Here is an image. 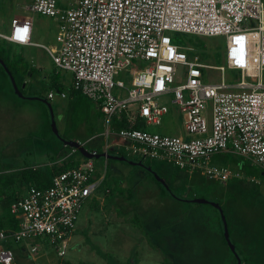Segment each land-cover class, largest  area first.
<instances>
[{
	"label": "built area",
	"instance_id": "1",
	"mask_svg": "<svg viewBox=\"0 0 264 264\" xmlns=\"http://www.w3.org/2000/svg\"><path fill=\"white\" fill-rule=\"evenodd\" d=\"M25 12L0 40L39 46L70 75L71 88L103 116L104 153L165 160L221 182L236 175L208 159L232 153L264 172V0H31ZM36 15L57 23L53 46L32 41ZM175 33L223 38V65H207L191 46L174 44ZM225 69L241 77L227 82ZM207 71L219 72V82ZM164 98L181 116L177 135L150 131L170 112ZM96 160L81 157L49 187L25 188L12 201L17 229H0V264H14L12 245L25 254L42 246L65 256L82 207L109 192L101 191L105 167Z\"/></svg>",
	"mask_w": 264,
	"mask_h": 264
},
{
	"label": "rangeland",
	"instance_id": "2",
	"mask_svg": "<svg viewBox=\"0 0 264 264\" xmlns=\"http://www.w3.org/2000/svg\"><path fill=\"white\" fill-rule=\"evenodd\" d=\"M30 2L0 1L1 34L9 30L12 19L27 18L25 8ZM33 30V42L55 44V20L33 16ZM172 38L176 45L191 46L193 54L199 55L205 64L223 65V38L179 33L172 34ZM13 47L12 54L21 55L34 71L33 78H24L27 85L23 92L26 96L36 92L41 97L43 82L56 73L47 53L39 46ZM206 74L213 82H219V72L207 71ZM62 75L65 77L62 81L67 84L70 75L67 72ZM224 76L227 82H233L241 74L225 69ZM7 78L0 71V177H14L16 171L32 167L49 169L67 156L69 160L76 158L77 163L80 156L64 147L49 131L47 107L35 100L18 98ZM245 80L255 82L250 76H245ZM58 100L55 98L50 103L55 108L56 127L61 137L78 141L88 151L97 149L103 153L102 115L90 106L74 113L64 102L58 106ZM162 103L170 112L160 127L150 131L164 135L181 133V116L177 109L169 98H164ZM96 161L101 168L105 167L109 192L82 207L65 256L60 259L53 249L42 246L35 254H22L12 245L16 263L234 264L232 254L222 242L218 212L208 204L191 202L201 198L222 207L241 264H264V175L250 159L232 153L213 155L207 162L209 166L226 167L233 174L239 173L224 184L216 178L189 175L185 169L165 160L143 162L163 179L170 191L188 202L172 198L167 191L163 194L158 183L143 169L109 159ZM24 189L20 177L5 189L7 197L0 201V216L14 196Z\"/></svg>",
	"mask_w": 264,
	"mask_h": 264
},
{
	"label": "trees",
	"instance_id": "3",
	"mask_svg": "<svg viewBox=\"0 0 264 264\" xmlns=\"http://www.w3.org/2000/svg\"><path fill=\"white\" fill-rule=\"evenodd\" d=\"M13 46L14 45L8 44L7 42L0 40V59L4 62V64L6 65V67L9 70V72L12 74V76H13V78H14V80H15V82H16L19 90H20V92L23 95H25V93L23 92V88L21 89L20 85L24 84L26 86L27 83H25L24 78H26V77L33 78L34 77V71L29 67L28 63L25 62V60L23 59V57L21 55L12 54V49L15 48ZM18 48H21V47H18ZM53 68L56 71L55 75L51 76L48 79V81H44L43 82L44 88L42 90V96H43V97L41 96L42 98L48 100L49 102L54 100L55 98H58L59 100L56 101L58 103V106L63 105V102H64L66 104V107L67 108H71V110L74 113H77L82 108L85 109L87 106H90L93 109H95V106L93 105V103L89 99H87L81 93H79L77 91H74L71 88L70 80L69 81L67 80L68 81L67 84L62 81V78L64 77L62 75V73H64V72H62L60 70H57L54 66H53ZM0 71L7 78V75H6V73L3 70L1 65H0ZM18 80H19V83H18ZM34 91H35V89H34ZM50 92L54 93V98L53 99H48L47 98V94L50 93ZM60 93H64L65 94V98L64 99L60 98V96H59ZM29 96H37L38 97L36 92L34 94L29 95ZM51 106H52V109H53V112H54V116H55V121H56L55 108L53 107L52 104H51ZM47 114H48V110H47ZM48 115H47V117H48L47 126H48V128H50V126H49L50 121H49V116ZM49 131L51 132V128L49 129ZM93 150H96L98 154H102V152L97 150V149H93ZM93 150H89V151H93ZM71 151H73V150H71ZM73 152H74L73 154H78V152H76V151H73ZM109 153L116 154V152L114 150H110ZM118 155L126 157L122 153H118ZM80 158H81V156H80ZM69 159H70L69 156H67V157H65L64 160H62L61 163L51 165L49 169L48 168L47 169L46 168L42 169V168H39V167H32V168H29V169H22V170L16 171V174H14V177H6V178H1L0 177V201L4 200L7 197V196H5V193H6V192H4L5 189H8L10 187V185L14 182V180L16 178H18V177H20L22 179V182L24 184V188L34 187V188H37V189H45V188L49 187L50 184H51V179H52L53 175L61 173L63 171H66V170L71 169V168L76 166V164H77V163H75L76 162V158L71 159V160H69ZM262 174L264 175V172H262ZM150 176L153 178V176L151 174H150ZM153 180H154V178H153ZM108 184H109V182H107L106 177H105L104 182H103V186L101 188V191H103V188L105 190L106 186ZM158 185H159L162 193L163 194H167L166 190L160 184H158ZM173 194L178 196V197H180L179 195H177L175 193H173ZM19 195H20V193L16 194L14 196L13 200L18 198ZM12 201L9 203V205H7L4 208V212L0 216V229L9 230V231L17 229V221L14 220L13 216L10 213V209H9L10 204L12 203ZM95 201L96 200H93L91 202H95ZM218 216H219V213H218ZM225 218H226V221H227V227H228V231H229V222L227 220L226 215H225ZM229 233H230V231H229ZM221 236H222V229H221ZM222 242L227 248V245H226V243H225V241L223 239V236H222ZM233 244H234V242H233ZM236 251H237V249H236ZM232 258H233V256H232ZM233 261H234V264H235L234 258H233ZM14 264H18V263H16V260H15Z\"/></svg>",
	"mask_w": 264,
	"mask_h": 264
},
{
	"label": "water",
	"instance_id": "4",
	"mask_svg": "<svg viewBox=\"0 0 264 264\" xmlns=\"http://www.w3.org/2000/svg\"><path fill=\"white\" fill-rule=\"evenodd\" d=\"M0 65L2 66L3 70L5 71L10 83H11V86H12V89L14 91V94L20 98V99H25V100H35V101H38V102H41L43 103L46 107H47V110H48V113H49V119H50V128H51V131L53 133V135L65 146V147H68V148H71L72 150L78 152V154L85 158V159H109V160H114V161H118V162H124L132 167H138L140 169H143L144 171H146L147 173L151 174L154 178V180L160 184L167 192L168 194L176 199V200H180V201H185V202H188V200L186 199H182V198H179L178 196L174 195L170 189L166 186L165 182L163 181V179L156 173L152 170V168L146 166V164H144L143 162L141 161H134V160H130L124 156H120V155H114V154H111V153H102V154H98L96 156H93L88 150H86L78 141H73V140H65L61 137V135L59 134L58 132V129L56 127V121H55V116H54V112H53V109H52V106H51V103L44 99V98H41V97H37V96H26V95H23L12 74L9 72L8 68L6 67V65L4 64V62L0 59ZM22 88H24V84L22 85ZM191 202L195 203V204H208L210 205L212 208H214L218 213H219V217H220V221H221V227H222V236H223V239L227 245V248L229 249L230 253L232 254L234 260H235V264H241V259L238 255V252L236 251V248H235V245L233 244L232 240L230 239V235H229V231H228V227H227V221H226V218H225V215H224V212L221 208V206L219 205V203H216V202H212V201H209V200H206V199H199V198H195V199H192Z\"/></svg>",
	"mask_w": 264,
	"mask_h": 264
},
{
	"label": "crops",
	"instance_id": "5",
	"mask_svg": "<svg viewBox=\"0 0 264 264\" xmlns=\"http://www.w3.org/2000/svg\"><path fill=\"white\" fill-rule=\"evenodd\" d=\"M33 19V18H32ZM33 38H34V30H32V41H33ZM35 43V42H34ZM35 44H38V43H35ZM38 45H44V44H38ZM54 45V44H53ZM53 45H44V46H53ZM29 47H37V46H29ZM21 48H27V47H21ZM48 55V54H47ZM49 57V56H48ZM50 59V58H49ZM50 61H51V59H50ZM54 66V65H53ZM25 83H27L26 82V80H25ZM24 87H25V85H24ZM103 117V116H102ZM102 126H103V124H102ZM101 130H102V128H101ZM102 132V131H101ZM104 153V152H103ZM221 154V153H220ZM223 154H227V153H223ZM114 155H117V154H114ZM216 155V154H215ZM212 157V156H211ZM210 157V158H211ZM209 158V159H210ZM208 159V160H209ZM216 167V166H215ZM226 168V167H225ZM232 172V171H231ZM234 173V172H233ZM196 174H198L199 176H201V177H203V178H205V176H202L199 172H195L193 175H196ZM235 175H236V177H238L239 176V173H235ZM219 181V180H218ZM228 181V180H227ZM227 181H225V182H221V183H226ZM22 254H25V253H22Z\"/></svg>",
	"mask_w": 264,
	"mask_h": 264
},
{
	"label": "snow or ice",
	"instance_id": "6",
	"mask_svg": "<svg viewBox=\"0 0 264 264\" xmlns=\"http://www.w3.org/2000/svg\"><path fill=\"white\" fill-rule=\"evenodd\" d=\"M25 31H26V29H25Z\"/></svg>",
	"mask_w": 264,
	"mask_h": 264
}]
</instances>
